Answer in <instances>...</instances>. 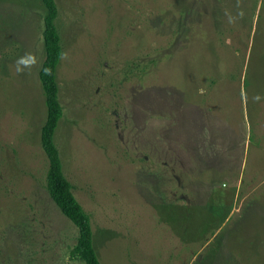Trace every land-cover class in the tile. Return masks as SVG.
<instances>
[{
	"label": "rangeland",
	"instance_id": "374dc122",
	"mask_svg": "<svg viewBox=\"0 0 264 264\" xmlns=\"http://www.w3.org/2000/svg\"><path fill=\"white\" fill-rule=\"evenodd\" d=\"M54 1V142L102 264H264V0ZM44 13L0 0V264H84L45 188ZM190 124L223 143L199 172Z\"/></svg>",
	"mask_w": 264,
	"mask_h": 264
},
{
	"label": "trees",
	"instance_id": "16d2710c",
	"mask_svg": "<svg viewBox=\"0 0 264 264\" xmlns=\"http://www.w3.org/2000/svg\"><path fill=\"white\" fill-rule=\"evenodd\" d=\"M40 1L45 8L42 29L44 57L38 71V78L41 84L44 104L46 107L45 118L42 125L40 126L39 131L40 145L47 158L45 188L50 199L54 202L56 207L67 219L71 221V223L77 229L74 241L68 249L69 256L71 258L83 261L84 264H102L94 246L90 215L84 210L82 205L73 194L72 184L63 172L62 161L60 159L57 146L54 142V132L63 113L62 105L58 98V84L56 80V67L60 60L62 48L60 43V35L55 25V18L57 16V7L55 1ZM199 114H202V119H204L203 124L205 126H212L209 122L211 118L207 111L204 113L200 111ZM190 127V130H192L193 133L190 134V132H186L187 136L188 133L190 136L192 135L187 142V146L193 154L194 159H197L196 162L198 163V166H200L201 164H204L202 162L203 156L207 154L209 155L210 149L211 151L220 149L219 145H215V142H217L215 134L216 129L211 127V131L208 135L206 131L207 136L205 137V140L210 137V139H208L209 141L207 144L204 143V141L198 142V146L195 148L194 143L191 142L199 133L200 137L201 135L204 137L205 132L199 130L201 126L199 127L195 124H190ZM203 130H205V128ZM223 130L224 131L220 133V137L224 139L223 142H228V139L232 138L234 139L233 142L236 143L240 149L243 147L245 143V137L243 133L227 134L225 129ZM219 143L221 145L223 144L221 141H219ZM205 146L209 147L207 150H205L207 153L205 151L202 152V147ZM227 147L228 149H230V147L234 149L233 145L231 144H229ZM200 157L202 158L199 159ZM182 211L185 216V207L182 209ZM225 218H227V216H225ZM197 259L198 257L195 259L194 263L197 261Z\"/></svg>",
	"mask_w": 264,
	"mask_h": 264
},
{
	"label": "crops",
	"instance_id": "0c3cea01",
	"mask_svg": "<svg viewBox=\"0 0 264 264\" xmlns=\"http://www.w3.org/2000/svg\"><path fill=\"white\" fill-rule=\"evenodd\" d=\"M237 133V132H236ZM218 144H220L219 143V141H217V142H215V145L217 146ZM233 145V144H232ZM221 146H223V144L221 145ZM231 149H233V148H231ZM215 150H218V149H215ZM203 156V155H202ZM202 157H200L199 159H201ZM209 158H212L211 156H209L208 154L207 155H204L203 156V160H202V162L203 163H206V161H207V159H209ZM214 158H216V159H219V161L217 162V164H214L213 163V165H215V167H217V166H219L218 164H219V162H222V160L220 161V158H221V153L219 152V153H217V155L214 157ZM236 158H235V156H233V161L231 160H227V162H228V164H230V165H233V163H234V161L237 163V159L235 160ZM197 159H195V161H196ZM224 162H226V160L224 161ZM223 163V162H222ZM212 165V164H211ZM203 166H206V165H200V166H198V163H197V166H190L189 168L192 170V169H195V170H197V168H199L197 171L199 172V170L201 171V170H205L204 168H203ZM222 185H223V183H222ZM90 220H91V218H90Z\"/></svg>",
	"mask_w": 264,
	"mask_h": 264
}]
</instances>
